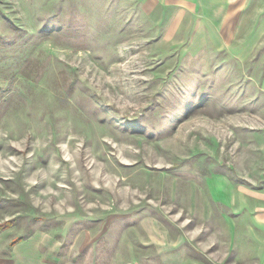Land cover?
<instances>
[{"label":"rangeland","instance_id":"rangeland-1","mask_svg":"<svg viewBox=\"0 0 264 264\" xmlns=\"http://www.w3.org/2000/svg\"><path fill=\"white\" fill-rule=\"evenodd\" d=\"M216 175L264 192V0H0V264H264Z\"/></svg>","mask_w":264,"mask_h":264},{"label":"crops","instance_id":"crops-1","mask_svg":"<svg viewBox=\"0 0 264 264\" xmlns=\"http://www.w3.org/2000/svg\"><path fill=\"white\" fill-rule=\"evenodd\" d=\"M210 180L212 199L239 215L238 220L248 221L249 229L244 232L241 230V233L246 232L251 236L254 243L260 247L258 251L264 252V192H249L246 187L233 183L225 175H216ZM241 233L234 229L231 236L241 238Z\"/></svg>","mask_w":264,"mask_h":264}]
</instances>
